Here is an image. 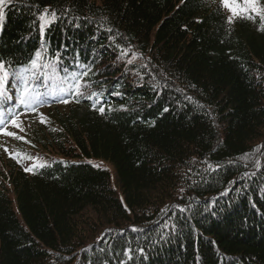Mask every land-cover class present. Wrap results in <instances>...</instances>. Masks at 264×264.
Here are the masks:
<instances>
[{
	"label": "trees",
	"instance_id": "trees-1",
	"mask_svg": "<svg viewBox=\"0 0 264 264\" xmlns=\"http://www.w3.org/2000/svg\"><path fill=\"white\" fill-rule=\"evenodd\" d=\"M0 15V130L51 111L27 150L44 165L1 163L0 264H264L259 15L228 23L221 0H6Z\"/></svg>",
	"mask_w": 264,
	"mask_h": 264
},
{
	"label": "rangeland",
	"instance_id": "rangeland-1",
	"mask_svg": "<svg viewBox=\"0 0 264 264\" xmlns=\"http://www.w3.org/2000/svg\"><path fill=\"white\" fill-rule=\"evenodd\" d=\"M98 1V0H96ZM240 3H243V0H239ZM255 6L257 8H262L264 6V0H254ZM226 8V7H225ZM228 10V8H226ZM249 14H255L256 12L249 9ZM228 14L231 15V12L228 10ZM249 18L251 25L253 28L256 27V23L253 17L250 15ZM51 119V111L47 109H41L36 114L30 115H22L15 119L18 126H13L12 122L0 133V166L3 161L7 157L10 156H19V158L23 157L24 163L26 165H32L37 163V166L44 165V161L37 162V160H41L37 158L34 160L30 156V153L27 150L31 149L30 141L33 135V132L39 129L42 125L47 124ZM43 121V122H42ZM11 133V135H5L4 133ZM29 147H28V146ZM97 165L107 169L109 173L112 175L113 168L109 163L104 161L97 160L95 162ZM112 177V176H111Z\"/></svg>",
	"mask_w": 264,
	"mask_h": 264
},
{
	"label": "snow or ice",
	"instance_id": "snow-or-ice-1",
	"mask_svg": "<svg viewBox=\"0 0 264 264\" xmlns=\"http://www.w3.org/2000/svg\"><path fill=\"white\" fill-rule=\"evenodd\" d=\"M6 4V0H0V9ZM221 5L223 7L228 8V10L231 12V15L228 18V23H232L234 19H249L251 17L248 16L249 9L256 12L257 15L260 16L261 20L264 21V9H259L255 6L254 0H243V3H240L239 0H221ZM0 18H2V15H0ZM41 19L44 21V27H46L51 21H49L46 17L42 16ZM52 19H55V14L52 13ZM261 31H264V24L261 26ZM40 59V54L37 53L36 60H34L31 64V68H36L37 63ZM131 62V61H130ZM0 69H3V65L0 64ZM52 71L55 72L56 68L55 65L52 66ZM86 74V73H85ZM8 74L5 72L2 76H0V101L4 99H11L7 96V92L4 88L5 83L7 82ZM27 83V82H26ZM29 89L27 87L24 88V90L20 94V104H23L25 106L29 104H35V102L39 99L38 96H29ZM62 102L67 103V100H63ZM99 111L101 113L104 112L103 108H100ZM0 116H3V113L0 112ZM43 122V121H42ZM13 126H18L17 122L15 120L12 121ZM0 126H3V120L0 119ZM5 135H11V133H4ZM31 171V169H28Z\"/></svg>",
	"mask_w": 264,
	"mask_h": 264
}]
</instances>
